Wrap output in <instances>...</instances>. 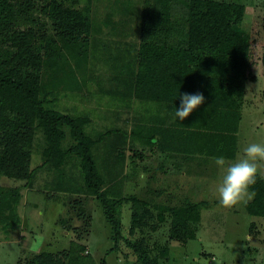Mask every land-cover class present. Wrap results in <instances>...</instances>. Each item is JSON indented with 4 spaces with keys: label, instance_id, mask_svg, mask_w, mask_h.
<instances>
[{
    "label": "trees",
    "instance_id": "obj_1",
    "mask_svg": "<svg viewBox=\"0 0 264 264\" xmlns=\"http://www.w3.org/2000/svg\"><path fill=\"white\" fill-rule=\"evenodd\" d=\"M93 1L0 0V177L25 182L24 188H32L37 170L31 168L32 149L36 129H41L46 144L40 167L61 171L71 156L80 158L89 195L100 201L111 227L112 250H117L123 239L119 216L125 202L131 203L130 234L134 236L138 230L155 233L170 218L171 242L185 246L196 239L192 225L200 220L199 208L194 204L163 207L155 209L158 214L154 216L156 212L149 209V204L134 196L108 198L94 159V141L84 131L90 120L48 109L55 101L49 100L54 90L79 89L78 85H68L73 77L76 79V72L87 69L93 57L97 63L99 27L92 21ZM39 3L43 4L40 10ZM174 7L180 10V18L174 17ZM35 12L51 23L50 36L46 24L32 18ZM245 13L243 4L218 0H156L155 5L147 7L137 46L135 99L179 107V98L175 99L178 92L202 93L204 103L196 110L202 109L205 118L194 122L192 135H207L219 142L229 133L233 136L230 144L236 146L245 83L256 79L249 72L253 67L252 40L242 27ZM71 62L73 68L67 71L66 65ZM48 73L50 79L45 83L43 77ZM65 128L74 141L69 149H64L68 137ZM209 153L225 157L218 145ZM22 190L0 186V224L6 231L21 223L18 210ZM250 190L254 200L247 211L264 218V179L260 175ZM75 205L80 207L79 216L87 220L85 227L89 229L91 217L85 216L84 204L76 201ZM152 219L157 221L154 227L148 223ZM127 243L141 264H166L170 258L168 246L151 257L143 238ZM72 244L68 250H44L17 264H93L87 260L90 254H85L86 245Z\"/></svg>",
    "mask_w": 264,
    "mask_h": 264
},
{
    "label": "rangeland",
    "instance_id": "obj_2",
    "mask_svg": "<svg viewBox=\"0 0 264 264\" xmlns=\"http://www.w3.org/2000/svg\"><path fill=\"white\" fill-rule=\"evenodd\" d=\"M218 1L246 7L242 27L251 35L253 67L249 72L256 78L245 83V104L236 146L224 147L228 165L247 144L264 143V0ZM155 2L94 0L92 21L99 27L95 45L99 50L97 63L94 64L93 57L87 69L76 72V79L73 77L68 85L73 88L78 85L79 89L54 90L49 100L55 101L49 103L48 109L71 118L90 120L84 131L94 141V159L108 198L120 200L134 196L147 202L153 213L158 208L194 204L200 210L199 222L192 225L196 239L185 246L171 242L169 217L157 232L138 230L133 236L130 234L131 203L125 202L119 216L123 223V239L117 250H112L115 244L111 227L100 201L89 195L80 158L71 156L61 171H54L50 166L41 168L46 141L43 131L36 129L31 161V168L37 169L34 188H24L25 182L0 177V186L23 188L18 210L20 225L6 231L0 224V264L23 263L44 250L52 253L68 250L74 245L73 241L87 246L85 254H90L87 260L93 264H141L127 243H135L140 238L145 240L151 257H156L168 246L170 258L166 264H264V218L250 215L246 208L254 200V193L249 190L253 193L251 198L245 197L232 208L221 206L215 197V187L224 169L215 165L216 155L187 154L172 151L173 148L163 151L157 147L154 138L158 133L157 121L162 115L157 113L160 105L139 101L133 96L142 17L146 8ZM42 5L38 4L39 10ZM179 11L174 7L175 18H180ZM32 18L45 23L47 34L51 35L52 25L40 12H35ZM93 42H96L94 38ZM94 50L92 47L91 52ZM73 64H67L66 70L69 71ZM49 79V73L43 77L45 83ZM122 119H129V123L125 124ZM131 126L134 130H130ZM65 131L68 137L64 149H69L74 141L69 129ZM225 134L222 137L231 143L233 136ZM182 139L177 142V149ZM157 150L164 155L162 162L157 164H137L138 161L129 158V155L145 157L147 152ZM137 156L134 157L140 159ZM139 165L145 168L148 179L144 187L140 189L139 186L136 191L128 182L132 177L136 181ZM258 167L264 179V162ZM76 201L84 204L87 219L91 217L89 229L85 227L87 220L79 216L80 207L75 205ZM156 222L152 219L148 223L154 227Z\"/></svg>",
    "mask_w": 264,
    "mask_h": 264
},
{
    "label": "clouds",
    "instance_id": "obj_3",
    "mask_svg": "<svg viewBox=\"0 0 264 264\" xmlns=\"http://www.w3.org/2000/svg\"><path fill=\"white\" fill-rule=\"evenodd\" d=\"M179 107L173 106L172 122L185 120L189 115L204 103L202 93H179ZM217 167L224 169V174L215 187L217 202L225 207L232 208L242 202L245 197L251 198V186L255 185L259 175L258 164L264 162V143L253 142L247 144L234 158L231 164L226 165L223 156L213 158Z\"/></svg>",
    "mask_w": 264,
    "mask_h": 264
},
{
    "label": "crops",
    "instance_id": "obj_4",
    "mask_svg": "<svg viewBox=\"0 0 264 264\" xmlns=\"http://www.w3.org/2000/svg\"><path fill=\"white\" fill-rule=\"evenodd\" d=\"M153 103H157V102H153ZM158 104L160 106H157V108L159 109L157 111V113H160L162 115H161L160 119H158V121H157L158 133L156 132L157 134H156L154 139H156L155 143H157V147L160 146L163 149V151L164 150H171V148H173L172 151H178V152H182V153L187 152V154L189 152L198 153V154H205V153L213 152V148L216 145H218L219 147L222 145V147H220L221 149H224V147H230L232 145V144L230 145V143L225 139V137H223V138L221 137L220 141L216 142L215 140H210L207 135H203V134H198L196 136L192 135V132H193L192 128H193L194 122L198 121V120H202L205 118V116H203L202 109H199V111L196 110V112L198 114L195 112V115H194V111H193L189 115V117H187L185 120L173 123L172 117H173L174 113L171 110H172L173 106L177 107L176 105H174L175 103L170 105V104H164V103L158 102ZM120 110H123V109L121 108ZM241 116H242V110H241ZM123 121L125 124L129 123L128 122L129 119L128 120L126 119V121L125 120H123ZM119 122H122V121H119ZM201 123H202V121H201ZM178 127L180 129H178ZM133 128L134 127L131 126L130 130H134ZM239 128H240V124H239ZM186 132L188 133V136L184 135ZM238 134H239V130H238V133L236 134V137ZM181 137H183V139L181 141L182 145H180L181 146L180 149H177L178 147H176V145H177V142L180 140ZM237 139H238V137H237ZM237 139H236V141H237ZM134 156H137V155H134ZM134 156L129 155V158H133L135 161H138L137 164H157L158 161L162 162V160L164 159V155L162 153H160L158 150L152 151V152H150V151L147 152V155L145 157H144V155L137 156L140 159H136V157H134ZM197 165L201 166L203 164H197ZM139 166H141V165H139ZM194 166L196 167L195 164H194ZM137 171H138V168H137ZM138 174L139 175L136 177V181L134 180V177H132V179L128 182V185L133 187V189H135L136 191L139 190V188H138L139 186H140V189L142 187H144L146 180L148 179V176L146 175V172H145V168L143 166L140 167V172H138ZM33 188H34V183H33L32 188H29V189L32 190ZM143 189H145V188H143Z\"/></svg>",
    "mask_w": 264,
    "mask_h": 264
}]
</instances>
